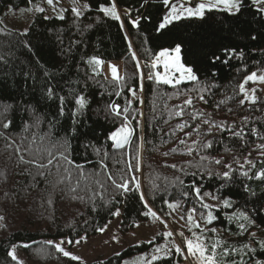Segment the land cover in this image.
I'll list each match as a JSON object with an SVG mask.
<instances>
[{"label": "trees", "instance_id": "trees-1", "mask_svg": "<svg viewBox=\"0 0 264 264\" xmlns=\"http://www.w3.org/2000/svg\"><path fill=\"white\" fill-rule=\"evenodd\" d=\"M34 1L38 0H0V21L8 8H25ZM81 1L89 4L81 16L71 10L64 19L38 13L26 35L0 24V216L4 217L0 264H19L8 253L20 245L30 261L82 264L48 241L74 243L97 236L101 233L97 229L118 217L112 215L117 209L122 233L133 231L153 218L144 215L148 209L141 192L148 207L163 217L169 204L180 205L183 211L195 209L205 220L211 212L216 218L208 227L216 232L205 234L209 250L219 242V264L264 261V179L258 178L264 172L260 147L264 145V98L251 105L240 90L248 75H264V12L252 0H243L236 15L214 9L203 18L185 17L159 29L168 11L163 0H114L123 12L120 20L99 11L112 0ZM177 45L181 62L198 79L174 85L149 80L150 71H157L150 66L159 52ZM93 57L122 63L123 80L94 73L89 65ZM49 87L55 92L51 99L46 93ZM77 95L85 96L88 104L73 117ZM58 96L66 100L63 116ZM187 99L191 105L184 103ZM113 103L121 111L127 108V113L113 115L109 108ZM181 109L183 115H176ZM205 119L209 123H203ZM8 120L12 124L4 129L2 124ZM128 121L135 130L131 143L116 149L110 134ZM179 124L186 126L181 130ZM65 140L71 142L68 155L81 169L61 162L58 170L56 161L37 169L20 160L23 155L25 160L47 164V152L38 153L37 148L47 147L58 156L57 147ZM209 142L211 147L205 148ZM129 162H139L140 170L128 172ZM224 172L229 176L224 177ZM108 174L117 179L135 176L139 191L135 182L130 192L116 189ZM193 185L200 188L202 200ZM205 203L211 207L204 208ZM149 248L144 242L90 264H123ZM225 250L228 254L221 255ZM182 260L172 252L152 259L151 264Z\"/></svg>", "mask_w": 264, "mask_h": 264}, {"label": "snow or ice", "instance_id": "snow-or-ice-1", "mask_svg": "<svg viewBox=\"0 0 264 264\" xmlns=\"http://www.w3.org/2000/svg\"><path fill=\"white\" fill-rule=\"evenodd\" d=\"M242 2L243 0H202V2H199L195 5V7H191V6H185L184 4H180L179 6H177V4L175 3H171V0H163V3L165 5H169L171 3V7H170V11L168 12V14L163 18V21L160 23L159 25V29H164L167 25L171 24L173 22V20H179L181 18H185V17H198V18H203L205 11H212V10H220V11H224L227 12L231 15H236L237 13H239L241 6H242ZM253 4H261L264 3V0H252ZM47 3L49 5H53L54 0H47ZM73 4L76 5L74 6L71 11L75 16H81L82 15V8H88L89 5L88 4H84L83 6L79 5V0H73ZM37 12H43L44 8L42 7H36L35 9ZM29 11H31V9H29ZM99 11L102 12L105 16H108L114 20H120V15L117 11L116 5L114 0H112V3L110 6H103L101 5L99 7ZM259 11L264 12V8L259 9ZM59 19H64V16L62 14H60L58 16ZM132 23L134 25H136L138 23V21H132ZM121 27H123V23L121 22ZM27 34V30H25L24 33H22V35H26ZM130 46V45H129ZM226 52H234L235 50H225ZM175 53L174 56L170 55V53ZM181 46L177 45L174 49H163L159 52V54L156 56V59L152 62L150 68L151 69H157L158 66H160L162 64L163 66V72L160 71H150L149 75H148V79L149 80H154L156 84H164V85H174V84H179L184 80H191V81H196L198 78L197 76L193 73V69L191 67H186L182 62H181ZM242 55V53H241ZM133 59H136L135 57V53H133ZM216 59H219V57H217ZM90 64H93L94 67V71H96V74L99 75L100 72V68L103 64V61L100 60L99 58L93 57L91 58V60L89 61ZM137 70H140V64L137 61ZM109 69L112 75V78L114 81L116 82H120L123 80V77L119 76L118 74V68L115 65H109ZM176 73H179V77L177 78L175 76ZM47 75V73H45ZM259 79V81L264 82V75L257 77L256 73H252L251 75L247 76L245 78V83H247L248 81H255ZM141 90H142V86H141ZM240 90L241 92H244V86L243 84H241L240 86ZM130 91L132 92L133 97H135L136 92L134 89H130ZM46 93L48 98H52L55 95L54 89L49 87L46 89ZM117 95H119V93H116ZM60 103V108H59V115L63 116L65 114V110H64V105L66 103L65 97L64 96H58L57 97ZM201 100H203V97H200ZM142 102V101H141ZM206 102V101H205ZM253 103H255V100H252ZM74 103L77 106V111L76 112H72L71 115L73 117L77 116L78 112H82V110H84L88 104V101L86 99L85 96L83 95H77L74 97ZM129 103H131L129 101ZM185 104L187 105H191L192 104V100L191 99H187L185 102ZM241 103H243V101H241ZM109 108L111 110V113L117 117H120L122 115H124V113H127L128 109L124 108L123 111H121L120 109V105L118 104H110ZM7 111V110H5ZM176 115L178 116H182L183 115V109H181L180 111H178L176 113ZM124 119L127 121L128 117L124 116ZM193 119H195V117H193ZM203 123H209V121L207 119H205L203 121ZM12 124L11 120H8L7 122H4L2 124V127L4 129H9L10 126ZM131 121H128V123L122 124L120 127H118L116 130H114L113 132H111L110 134V139L113 141V146L116 149H123L125 148L126 145H130L131 143V137L133 135V132L135 131L132 127H130ZM185 124H179L177 125L178 128H180L181 130L185 127ZM214 127L216 125H213ZM73 133L75 131V129L72 130ZM0 135H3V133H0ZM186 135H188L186 133ZM233 135L235 136H239L240 133L235 132L233 133ZM43 139V138H42ZM181 144L185 143L184 140L180 141ZM195 143V142H194ZM53 147H57L56 145H53ZM205 148L211 147V143H207L204 145ZM260 147L264 148V145H261ZM71 148V142L70 140H65L62 144L59 145V147H57V153L58 156L56 154L53 153V151L47 147L41 149V148H37V152H47L48 155V159H47V164L44 163H40L37 160H25L23 155L20 156V160L23 163H31L34 164L37 169H46L48 168L49 165H53L54 161H56L55 166L57 167V169L59 170L60 167L62 166L61 162H63V164H67V165H72L74 166L77 170L81 169V166L76 164L75 161H73L70 156L68 155L69 151ZM17 151H19V149H17ZM98 151V150H97ZM173 151H175V149H173ZM191 150H189L190 152ZM165 155H167V153H165ZM217 164L221 163V161L217 160L216 161ZM101 164L104 168H107V165L103 164V161H101ZM173 167H175V165H173ZM226 167H231L230 165H226ZM133 170L135 171H139L140 170V165L139 162H137L135 165H133L132 163H128V172H132ZM64 171L66 173L69 172L68 168H65ZM70 174V173H69ZM39 175L44 176V172H39ZM244 175H247V172L244 173ZM224 177H228L229 173L228 172H224L223 173ZM108 180L111 181L112 186H114L116 189L120 190L122 189L124 193L130 192L133 189L130 187V184H132L133 182H135V190L139 191L140 189V184L139 181L136 179L135 176L131 177V179H125L123 176H120L119 179L115 178L112 174H108ZM258 178L264 179V172H260L258 174ZM193 190L196 193L197 197H200V188L195 187L193 185ZM207 195V194H205ZM140 199L142 201H144L145 207L148 209L147 212L144 213V215H151L152 217H156V213L153 212L151 210V208L148 207L147 201L144 200V195L141 192L140 193ZM224 205L226 207L230 206L228 201H224ZM204 208H210L211 205L208 204H203L202 205ZM169 207H173L172 204H169ZM196 210L192 209L190 214L187 217V222L189 225H191L192 227H196L199 228L200 225L195 221L193 215L191 213H194ZM113 216H119L120 212L119 209H117L116 211H114L112 213ZM242 218L247 220L248 217L241 214ZM216 217H214L211 212H209L207 214L206 217V222L208 224H211L212 221L215 219ZM4 217L0 216V220H3ZM181 219H184V217L182 216ZM138 226V225H137ZM244 225H241V228H243ZM107 228V225H105L103 228H99L97 229L98 231H100L101 233L104 232ZM191 230V228H190ZM205 231V229H201V235L197 236L196 233H193V236L196 237L195 240L192 239H186L185 240V246H186V255L184 253V251L181 249V247L176 246V252L183 255L185 259H187L188 257H194L197 261V264H217V252H216V248L219 245V242L214 243L211 245V250H209V247L207 245H205L203 243V232ZM207 231H212L215 232L216 229L212 228V229H207ZM166 236H172L173 233L172 232H167L165 233ZM181 236H183V233H180ZM251 235H255V233H252ZM85 237H81V240H85ZM113 239H115V237H113ZM81 240H77L75 241V243L79 244L81 242ZM49 244H53L52 241H48ZM69 243H71V241H69ZM56 250L63 253L64 256L66 257H71V259L73 260H79L80 257L77 256H73L70 252L65 251V249L63 247L60 246V244H55L54 245ZM244 247H248L247 245H245ZM261 248L264 249V242H261ZM157 252L161 251V249L157 248L156 249ZM255 251V250H252ZM11 258L13 260H17V256L15 254L14 251H11L8 253ZM228 252L227 250H225V252L221 253V255H227ZM153 260H157L160 259L159 256H153L152 257ZM148 264H151V261L148 262ZM256 264H264V261H256Z\"/></svg>", "mask_w": 264, "mask_h": 264}, {"label": "rangeland", "instance_id": "rangeland-1", "mask_svg": "<svg viewBox=\"0 0 264 264\" xmlns=\"http://www.w3.org/2000/svg\"><path fill=\"white\" fill-rule=\"evenodd\" d=\"M202 0H171V3L184 4L185 6L195 7V5ZM171 3L168 5V12L170 11ZM84 4H88L85 1L79 0V5L83 6ZM89 5V4H88ZM74 6L73 0H54L53 5H49L47 0H38L34 1L30 4V6L20 9H15L13 7L8 8V10L2 15L0 24L6 29L17 31V32H25L28 30L29 25L31 24L33 18L36 14L41 13L37 12L36 7L44 8L43 13L46 14L47 17H58L60 14L63 16L68 10H71ZM258 7L264 8V3L257 4ZM31 9V11H29ZM88 8H82V14L86 12ZM119 15L123 12L118 10ZM207 11V10H206ZM205 11V12H206ZM166 14V15H167ZM182 19V18H181ZM133 21H135L133 19ZM177 21V20H173ZM0 25V26H1ZM170 55L174 56L175 53H170ZM91 70L94 71V65L90 64ZM109 65H115L118 68V74L121 76L123 64L119 62H111L105 63L103 62L99 72H104L106 77L112 79V75L109 69ZM157 71L163 72L162 64L158 66ZM257 77L262 76V74L255 72ZM179 73H176L175 76L178 78ZM251 75V74H250ZM249 76V75H248ZM244 86L243 97L247 101L248 104H253L252 100L255 102L258 101L259 98H264V82L259 81V79L255 81H248L245 83V79L242 82ZM137 95V94H136ZM135 95V96H136ZM142 98L141 95H139ZM131 127V125H130ZM141 176V174H140ZM191 210L183 211L180 205H173V207L169 208L167 213V217H163L162 215L156 213V217H153L151 220L139 223L136 228L128 232L127 234L122 233L120 224L121 217L118 216L114 221L110 222L106 228V230L100 233L97 236L86 238L85 240H81L79 244L77 243H69L68 239L62 240H49L52 241L53 244H60L61 247L65 249V251L70 252L73 256L80 257L79 261L82 264H90L94 262H100L108 259L109 257L120 254L124 250L135 246L141 243H149L150 248L146 252L142 254L135 255L134 257L129 258L123 264H134V263H142L148 262L152 260L153 256H165L169 255L172 252H176V246L181 247L186 255V246L185 240L192 239L195 240L196 237L193 236V233H196L197 236L201 235V229H205L203 232V243L208 246L206 234L209 233L207 229L208 223L205 219L199 217L197 213H191L195 219V221L200 225L199 228L192 227L187 222V217L190 214ZM184 219H181V217ZM191 228V230H190ZM172 232V236H166L165 233ZM183 233V236L180 233ZM216 232V231H215ZM115 237V239H113ZM20 246H15L12 251L15 252L17 256V261L19 264H56L57 262L52 261L51 263L43 262L35 258L34 261H30L27 256L20 250ZM159 248L161 251L157 252L156 249ZM177 253V252H176ZM178 255H181L177 253ZM42 256H48L47 254H43ZM40 254V257H42ZM179 264H197V261L194 257L184 258ZM37 257V256H35ZM54 256L51 257L53 259ZM217 264H219L217 262Z\"/></svg>", "mask_w": 264, "mask_h": 264}]
</instances>
